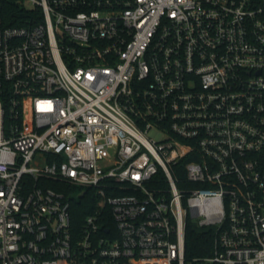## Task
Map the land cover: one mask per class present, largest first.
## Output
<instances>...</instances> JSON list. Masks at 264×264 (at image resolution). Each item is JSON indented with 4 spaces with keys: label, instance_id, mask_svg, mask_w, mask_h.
I'll return each instance as SVG.
<instances>
[{
    "label": "built area",
    "instance_id": "built-area-1",
    "mask_svg": "<svg viewBox=\"0 0 264 264\" xmlns=\"http://www.w3.org/2000/svg\"><path fill=\"white\" fill-rule=\"evenodd\" d=\"M193 220L264 264V0H0V264H186Z\"/></svg>",
    "mask_w": 264,
    "mask_h": 264
},
{
    "label": "trees",
    "instance_id": "trees-1",
    "mask_svg": "<svg viewBox=\"0 0 264 264\" xmlns=\"http://www.w3.org/2000/svg\"><path fill=\"white\" fill-rule=\"evenodd\" d=\"M11 4V3H10ZM13 5H9L7 10L13 9ZM16 6H14L15 8ZM17 9V7H16ZM18 10V9H17ZM183 179H185V171ZM49 184L53 187L64 191L66 194H69L71 191L77 190L75 187L59 184L56 182L49 181ZM182 190L188 191L186 181L179 182L178 185ZM80 190V189H79ZM72 200V214H73V223L74 228H79L82 224L85 216L90 213L94 205V199L91 197V190L88 189L84 193H80L79 198L70 197ZM214 233L212 230L209 231H199L194 224L189 223L186 230V264H200L194 262V259L198 257H203L205 255H210L212 253L213 244H214Z\"/></svg>",
    "mask_w": 264,
    "mask_h": 264
},
{
    "label": "rangeland",
    "instance_id": "rangeland-1",
    "mask_svg": "<svg viewBox=\"0 0 264 264\" xmlns=\"http://www.w3.org/2000/svg\"><path fill=\"white\" fill-rule=\"evenodd\" d=\"M152 135L159 137V135L157 133H152ZM80 193H81V191L79 189H77V190L71 191L69 194L73 197L79 198ZM193 222H194L193 224H196L195 220H193Z\"/></svg>",
    "mask_w": 264,
    "mask_h": 264
}]
</instances>
